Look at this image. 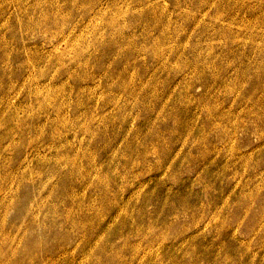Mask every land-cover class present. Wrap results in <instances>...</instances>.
I'll list each match as a JSON object with an SVG mask.
<instances>
[{"label":"rangeland","instance_id":"obj_1","mask_svg":"<svg viewBox=\"0 0 264 264\" xmlns=\"http://www.w3.org/2000/svg\"><path fill=\"white\" fill-rule=\"evenodd\" d=\"M70 1L0 0V264H264V0Z\"/></svg>","mask_w":264,"mask_h":264},{"label":"bare ground","instance_id":"obj_2","mask_svg":"<svg viewBox=\"0 0 264 264\" xmlns=\"http://www.w3.org/2000/svg\"><path fill=\"white\" fill-rule=\"evenodd\" d=\"M186 2H194L195 0H185ZM223 0H219L218 4L215 6V15L218 17L221 12V10L224 8L221 7V3H222ZM71 2H74V3H77L79 2V0L75 1V0H71ZM197 3V2H195ZM229 6V5H228ZM27 8H31L29 6H27ZM23 12H27V10L25 9ZM34 12L35 14H38L37 17H27L25 20H28V21H36L34 23H27L26 21L22 22L21 24V28H27L29 29L31 26L33 27H37L39 30L43 29L44 28V22L49 20V19H52L54 17H56L53 13H50V12H45V11H40V10H37V9H34ZM17 20H21V19H17ZM5 51L3 50V59H4V56H5ZM75 59L77 61H81V57H75ZM234 84L236 85V88L240 89V84L238 81L234 80ZM252 114H254L256 116V119H263L264 118V107L263 106H259L257 108H255L252 112ZM205 118L208 119L209 121V124H210V128L213 129V126H218L216 123H214V120H217L216 122L218 121H222L224 119V117H221L219 113H214V110H212V108L209 106V108L205 109ZM214 119V120H213ZM12 128V127H10ZM15 130V129H14Z\"/></svg>","mask_w":264,"mask_h":264}]
</instances>
